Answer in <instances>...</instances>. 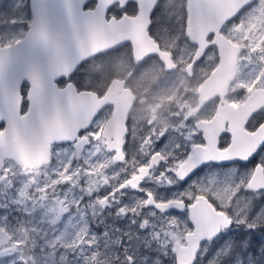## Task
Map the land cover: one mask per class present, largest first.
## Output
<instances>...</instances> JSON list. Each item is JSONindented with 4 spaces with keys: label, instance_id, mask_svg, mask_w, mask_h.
<instances>
[{
    "label": "water",
    "instance_id": "1",
    "mask_svg": "<svg viewBox=\"0 0 264 264\" xmlns=\"http://www.w3.org/2000/svg\"><path fill=\"white\" fill-rule=\"evenodd\" d=\"M111 2L112 0H101L95 10L82 14L84 0H36L35 3L29 0L32 20L25 36L0 48V118L8 123L5 131L0 132V143L3 142L2 137L10 143V148L0 145V155L3 154L21 165H26L22 163L24 161L30 168L38 166L41 160L47 162L53 143L60 144L75 139L78 130L88 126L97 112L111 103L113 111L102 130V137L108 151L115 153L113 162L118 164L124 159V124L132 103L130 90L123 88L124 81L112 80L106 95L100 99L92 92H82L76 96L77 103L65 94H74L71 87L57 89L55 84L61 78L66 79L82 61L126 43H130L135 60L156 56L164 62L167 70L174 69L169 55L162 53L145 32L153 7L144 6L145 0H138L142 7L135 17H128L123 21L110 17L101 21V14ZM155 2L156 0H150L153 6ZM251 2L252 0L246 4ZM244 5L236 4L234 0H201L198 3L189 1L187 4L186 36L196 45L187 71L190 72L210 46L217 49L218 66L200 86V105L195 112L215 96L219 99V105L210 121H200L195 125L197 131L201 132L205 145L193 148L194 159L207 158L216 165L236 163L234 158H240L239 164H246L247 158L264 145V120L253 131L245 129L254 113L264 108V89L254 90L238 106H232L225 99L235 79L240 48L228 41L220 33V28ZM210 36L212 40L207 42ZM29 62L33 64L27 66ZM22 81L30 86L26 94L30 103L24 115L19 117L15 101ZM37 89L42 90V96L36 95ZM80 121H83L82 126H78ZM225 132L230 134V141L226 148L221 149L217 145ZM84 140L86 138L82 144L85 143ZM80 146L77 150L78 157L82 152ZM202 166L204 165H200ZM186 167V163L180 165L176 174L183 172ZM142 178L143 172L139 174L137 181ZM253 182L264 185V170L260 164L255 166L247 185ZM157 206L155 205L156 208L159 207ZM170 209L174 207L170 205L165 210ZM190 209H198L202 213V223L207 226H211L217 217L223 215L216 213L204 197H198ZM185 239L186 247L182 246L176 255L187 262L195 254L197 245L208 240L195 228L185 235Z\"/></svg>",
    "mask_w": 264,
    "mask_h": 264
},
{
    "label": "rangeland",
    "instance_id": "2",
    "mask_svg": "<svg viewBox=\"0 0 264 264\" xmlns=\"http://www.w3.org/2000/svg\"><path fill=\"white\" fill-rule=\"evenodd\" d=\"M26 3H28V0H0L1 10L9 14L7 20H0V46L19 41L23 37L31 21L29 10L25 8ZM8 7H10L9 10ZM166 8L170 15L179 9L178 5L174 6L173 0H167ZM19 9L20 14L17 18L10 17V12H17ZM168 22H171V17H169ZM244 24L245 26L239 35H234V31H232V34H229L231 36L229 37L230 40L227 39L230 42H232L231 40L238 42L236 38H240L244 42V45H240L241 54L237 55L234 83L233 85L231 83L230 92H227L229 99H237L238 101L247 98L254 91H251L252 85L257 82L254 70L250 65V59L253 58L256 46L264 36V14L260 9L256 10L249 15ZM179 30L180 27L177 26V32ZM162 41L173 49L180 63L181 71L187 75L185 68L190 62L191 54L194 53V44L186 35L174 38L162 36ZM123 53L122 50L120 55H123ZM172 63L176 66L173 59ZM218 63L215 48H210L205 57L197 63V73L200 74L201 78H208L212 70H215L218 66ZM120 68L118 63L110 67L115 71ZM106 70L101 66L89 71L91 77L89 85L97 88ZM119 72L127 76L129 68ZM149 73L148 69H143L139 76L144 77L147 75L148 77ZM106 75L109 78L112 77L109 70ZM193 75L194 72L191 70V76ZM177 78L180 82L177 81ZM96 79L99 80L95 82ZM198 82L196 79L195 81H188L184 75H171L161 80L160 85L163 84V87H157L155 93L160 98L161 106L167 108L171 104L165 103L161 99H169L167 95L171 96L178 89L188 94V92L194 91V88L191 87L194 85L197 87ZM144 103L148 104L146 114L142 117L141 112L139 114L136 107L130 118L129 134L127 136L129 149L125 154V158L118 164H114L110 158L103 159L106 167L110 170L113 169V171L108 175V177H111V180L108 179V181H111L110 183L104 180L107 177L100 176L99 178V181H104L103 192L108 195L104 206L98 203L101 210L97 212V207H93L90 211L91 202H87L89 211L75 210L76 214H63L56 208L55 212L52 213L51 207L53 204L51 202L58 203V199L66 193L63 187L58 184L61 180L62 171L49 165L42 171H35L34 176L28 179V183H35L33 192L28 186L22 185L20 189H16L21 190L20 192L10 193L4 199V207L1 208L2 214L14 213L12 216L16 222L29 221V224H33L34 228L28 237L31 238L35 247L42 251L41 264H90L93 259L97 258L95 252H89L88 255L87 251L84 250L85 242L83 241L84 244H82V238H87L84 229V223L88 219L87 213L90 214L93 220H100L104 225L103 233L106 238L105 243L100 246V264H147L146 258L154 260L158 251L163 252L165 248H173L175 240L181 238V236L184 237L185 232L183 229L186 219L185 214L181 212L164 211L168 207L159 209H155L153 206L145 207V203L149 199H152L156 204L167 205L174 201L186 203L189 195H195V197L204 195L215 198L217 193H226L224 203L226 205L231 204L233 209L242 208L247 197L250 202L253 200L252 193L240 192L237 195L238 189L246 187L252 175L253 170L249 167H239L233 163L227 166L211 164L213 166L209 165L203 171L196 173L194 176L191 175L193 177L186 184L181 185L174 179V174L184 160L183 153L187 149L193 150L196 145H203V142L200 143L199 134L201 133L192 134L196 131L193 127L194 122L209 120L206 114L210 115L214 111V102H212L214 104H208L200 114L194 115L189 113L192 110V96L190 95L181 104L176 102V111L171 113L170 116L164 117L162 115L161 120L160 117L157 118L154 125L152 124L153 119L158 116L155 102L151 99H143V96H140L135 105ZM175 107H172V109ZM181 113L184 114L182 118ZM170 119L172 125L167 130L170 125L168 124L170 121L167 120ZM253 121L254 118L250 121V124ZM138 130L146 131L139 134ZM165 135L167 139L164 140L163 144H159V141ZM172 135H175L177 139L173 141ZM157 144H159L158 148ZM80 147L83 151L88 148L86 143H83ZM158 157L164 158V162L160 163L155 171L151 170L153 160ZM262 157H264V154L257 156V161L264 163ZM91 162L95 165L93 160ZM142 172L144 178L135 188L126 185L128 181L134 180ZM82 173L94 172L84 168ZM168 188L173 190L168 193ZM9 189L11 191L15 190L12 185ZM228 197H233V199H228ZM260 198L259 195L254 197L257 200ZM70 201L81 205L79 199L73 196L70 197ZM41 202H44L43 206ZM261 208L264 209V205ZM101 211L105 212L108 217L105 218V214ZM23 212H25V215ZM143 215L147 218L141 221ZM67 220L73 222V233L68 237L69 240L65 241V232L60 227L66 224ZM188 225L191 227L189 222ZM45 226L46 229H41V231L44 233L48 230L49 232L46 236H42L44 239L39 243L37 241L39 228ZM52 233H54V236L51 238ZM19 236H21V233H18ZM206 242L203 245L204 251L209 250L211 247V242ZM73 244L77 247L74 250L70 248ZM204 251L201 252L202 256ZM34 257L37 258V253L34 254ZM165 259L171 264L172 253L170 252Z\"/></svg>",
    "mask_w": 264,
    "mask_h": 264
},
{
    "label": "flooded vegetation",
    "instance_id": "3",
    "mask_svg": "<svg viewBox=\"0 0 264 264\" xmlns=\"http://www.w3.org/2000/svg\"><path fill=\"white\" fill-rule=\"evenodd\" d=\"M173 1H174V6L178 5L179 9L175 11L174 13H172V15H170V13L167 11V8H166L167 0H156L152 11L155 10V6H158L160 11L157 12L154 17H151L150 24L154 25V27L150 28V25H149L148 35L158 44L159 48L162 51L170 53L173 61L175 62L177 66V67L175 66L176 69L174 71L165 70L163 62H161L159 58L157 57L146 58L142 61L134 60L130 46L127 44H124L122 47L110 50L100 55V56L105 55L104 58H108V60H106L103 65L104 69H107V70L105 71L104 77L97 88L90 89V90L85 89V88H88L86 84H83V86L85 87L83 88L76 81H74L73 88L75 89L76 93L74 94L65 93L66 95H69L70 97H72V100H74V96L78 95L77 93L84 92V91H91L94 94H96L97 97L100 99L106 95V91L112 80L117 79L120 81H124L123 88L129 89L132 95V103L127 112L126 121L124 124L125 129H126V134L124 135L123 141H122L123 143L122 151L124 154V158H125L126 152L129 149V143H127V136L129 134L130 118L133 115L136 107L139 110V114L141 112L142 117L147 112L148 104L144 103L141 105H135L138 99H140V96H143V99H151L153 102H155L156 110L158 111V116L154 117L153 122H152L153 125L157 118L160 117V120H161L162 115H164L165 117V116H170L171 113H174L177 107L176 102H179L181 104V102L187 99L190 95L192 96V103H191L192 110L189 113H192L194 115L200 114L202 110L208 104L212 102L215 103L214 111L211 112L210 115L206 114L209 120H203V122L210 121V119L213 117L219 105V99L215 96L208 103H206L201 109L195 112V110L200 105L198 90L200 86L202 85L203 81L207 77L201 78L200 74L197 73L196 68H197L198 62H196L191 68V70H193L194 72L193 76H191V70L190 72L187 71V67L191 64L193 60V53L190 56V62L187 64L185 68L187 75L183 74V72L180 69V63L178 61L177 55L174 53L173 49L165 45L162 41V36L174 38L178 36L184 37L186 35V22L188 18L187 4L189 1L198 3L201 0H173ZM234 1L238 5H244V4L245 5L243 8H241L236 13H234V15L228 21L223 23V25L221 26L220 33L226 39H229V37H231L229 36V34H232V31H234V35H239L241 30L244 28L245 26L244 23L248 19L249 15L255 12L256 10L260 9L262 13L264 14V5H263L264 0H252V3H249V4H246V3H248V1L250 0H247V1L246 0H239V1L234 0ZM17 13L19 16L20 10H18ZM136 15L137 13L129 17H135ZM169 17H171V22H168ZM177 26L180 27L179 32H177ZM149 28H150V31H149ZM211 38L212 36L208 37L207 41H210ZM236 40L238 42H234L233 40L231 41L233 42V44L239 46L240 54H241L242 50H241L240 45H244V42H242L240 38H236ZM211 48H214V47H211ZM122 50L124 51V53L123 55H120V52ZM195 50H196V46L193 49V51ZM250 62H251L250 65L252 66L254 70L255 78L257 79V82L254 85H252L251 91L255 89L256 90L264 89V36L260 40L258 46H256V50L254 51L253 58L250 59ZM117 63L121 67L118 71L110 69L111 65H115ZM80 68L81 66L77 67V69L73 72L80 70ZM128 68H129V73L127 76H124V73L119 72V71H125ZM143 69H148L150 71L148 77L147 75H145L144 77L139 76ZM108 70L112 74V77L110 78L107 77L106 75ZM175 74L186 76V80L188 81H195L196 79V81L197 80L199 81L198 85L197 87H195V85L191 87L192 89L194 88V91L188 92V94L185 91L178 89L171 96L167 95L169 99L167 100L161 99V100L164 101L165 103H170L171 106H168L167 108H163L160 103V98L156 96L155 90L157 87H163V84L160 85L161 80L163 78H166L168 76L175 75ZM88 75L89 73L87 71L81 70L80 75L77 77L80 78L81 80V79L87 78ZM177 81L180 82L179 78H177ZM55 84L58 88H61V89L65 87L64 85H60L58 81L55 82ZM26 85L27 84L25 82L20 83L19 93L15 101V104L17 106V113L19 117H22L27 109V106H25V103L22 102V99L24 101H27L26 94L28 90V85L27 87ZM231 86L229 88H231ZM164 87L166 91V86L164 85ZM229 92H230V89H229ZM1 96L2 95L0 93V97ZM245 98L243 100L238 101L237 99L235 100H232L231 98L229 99V95H227L225 99L232 106H238L241 103H243ZM172 107H175V108L172 109ZM112 111H113V105L111 103L106 104L102 109H100L97 112V114L93 117V119L91 120L88 126L83 127V129L81 130H78L76 134V138L73 139L71 143L66 144V145L52 144L50 146V150L48 154L49 155L48 161L46 162V161L41 160V162L36 167H32V168L27 167L28 165L26 162L22 160L23 158L21 159V161H23L22 163L26 164L27 166L21 165L17 161L10 159L9 157H5L3 154L0 155V264H41L40 258L42 255V251L36 248L31 238L28 237V235L32 233V229L34 228L33 224H29V221H25L24 223L16 222L12 216L14 213L13 214L11 213L2 214L3 211L1 209L4 207V203H5L4 199L7 198L10 193L20 192L21 190H16V189H20L22 185H24L25 187L28 186L29 188H31L30 189L31 192H33L35 183L34 182L28 183V179H31L34 176L35 171H42L44 170L45 167H48V165L51 167H54L55 169H58L59 171H62V174L60 176L61 180L58 184H60V186H62L66 190V194L62 196L60 199H58L59 200L58 203L51 202V204H53L51 207L52 213L55 212L56 208L58 209V211L62 212L63 214H68V213L76 214L75 210L83 212L84 210H88L87 202H91L90 211H92L93 207H97L96 211L98 212L99 210H101L99 208L98 203H100L102 206L105 205L108 195L103 192L105 183L104 181H99V178L100 176H104V177H107V179L104 178V180L107 181V183L111 182V181H108V179L111 180V177H108V175L111 173V171H113V169L112 170L108 169L103 159L110 158L112 160L115 153L108 151L107 146H106V141L102 137V130L106 122L111 117ZM182 116H184V114L181 113V118ZM253 118H254V121L250 124V121ZM251 120L247 121L246 126H245V129L248 131H253L259 125H261V123L264 120V109H259L256 113H254V116L251 118ZM167 121H170L168 122V124L170 125L167 128V130H169L170 126L172 125L171 119ZM200 121L202 120H198L197 122H194L193 127H195V125ZM6 124H8L7 121L2 119L1 117L0 125H3V127H0V132L5 131L4 129H5ZM82 125H83V121H80L78 126H82ZM195 130L196 131L192 132V134L194 135L197 132H199L197 131L196 127H195ZM145 131L146 130L144 131L138 130L139 134H142ZM172 137H173V141L177 139L175 135H172ZM199 137H200V143L203 142V145H196V146H204L205 143L202 138V134H199ZM85 138H87L85 143L88 148H86L85 151L81 152L79 159H76L75 147ZM201 138H202V141H201ZM2 140L3 142L2 144L0 143V145H2L3 147L7 146L6 148H10L9 140L8 141L5 140L4 137H2ZM220 142H223L221 141V137L219 139V143ZM174 143L176 144V142ZM227 143L229 145V142ZM89 160L90 161L94 160L99 165V167L94 173L84 174L82 173V170L85 167H87V163ZM160 160L164 161V158L158 157L157 159H154L152 163L153 164L159 163ZM211 164L213 163H210L209 165L213 166ZM233 164L234 165L236 164L239 167H241L240 166L241 164L239 163H233ZM257 164L264 165V163H261L257 161L256 159L254 163H247V167L252 168L251 170L254 171V168ZM157 166H151V170L153 169L155 171ZM224 166H227V165H224ZM263 170H264V167H263ZM169 175L170 177L172 176L171 172L169 173ZM138 176H136L134 180L128 181L126 185H129L130 187L135 188L136 185L140 183L141 180L143 179L142 178L140 179V181H137ZM193 176H191V178ZM174 179L179 181V177L176 173L174 174ZM11 185L13 186L15 190L11 191L9 189ZM172 190L173 189L168 188L167 192L169 193ZM71 196L78 198L79 203H81V205L71 202L70 201ZM198 197H204L208 201V199L206 198L207 196L197 195L195 197V202L197 201ZM260 197H261L260 199H264V197L262 196ZM152 203H153V200L149 199L145 203V207L153 206ZM169 204H171L174 207V209L170 210L171 212H180V210H178L177 207L180 208V207H183L184 205L183 202H178V201H174ZM41 205L43 206L44 202H41ZM23 213L25 215V212ZM103 213L105 214V218H107L108 217L107 214L105 212ZM86 215L88 219L84 223V229L86 230L87 238H82V244H84L83 243L84 241L85 242L84 250L87 251L88 255H89V252L91 253L95 252V255L97 256V258L93 259V261L90 264H100L101 262V258H100L101 247L100 246L105 243V238H106V235L103 233L104 225L100 222V220H93L90 214L87 213ZM146 218L147 217L143 215L141 218V221ZM148 222H149V219H148ZM60 228L65 232V235H66L65 241H68L69 240L68 237L73 233V222H70L67 220L66 224H64ZM41 229H46V226L44 228L42 227L39 228V233L37 234V236H39L37 240L39 243L42 242V240L44 239L42 238V236H46L49 232L48 230H46V232L43 233ZM239 230L241 229L240 228L234 229V231H239ZM18 233H21V236L18 237ZM53 234L54 233H52L51 238L54 236ZM186 234L187 233H185V235ZM185 235L182 240L183 247H186ZM60 243L63 244V242L61 241ZM204 244L205 243L201 245L203 246ZM175 245L176 244L174 243L173 248ZM70 248L74 250L77 247L74 246L73 244ZM36 253H37L36 259L38 260H36L34 257V254Z\"/></svg>",
    "mask_w": 264,
    "mask_h": 264
},
{
    "label": "snow or ice",
    "instance_id": "4",
    "mask_svg": "<svg viewBox=\"0 0 264 264\" xmlns=\"http://www.w3.org/2000/svg\"><path fill=\"white\" fill-rule=\"evenodd\" d=\"M33 2L35 3L36 0H33ZM100 2L101 0H84V8L95 10L93 6H98ZM144 6L153 7L150 0H145ZM141 7L138 0H112L102 14L101 21L107 18L108 14H111V18L115 20L123 21L139 12ZM159 11V7L155 6V10L150 13L149 22L151 17H154ZM151 27H154V25L150 24ZM79 75L78 71L72 72L68 74L66 79H59L58 83L70 88ZM22 102L25 103V106L30 103V101H24L23 99ZM0 127H3V125H0ZM166 139L167 136H163L159 144H163ZM221 141L223 142L218 143L217 146L226 148L228 146L227 142L230 141V134L227 132L222 133ZM159 144H157V148ZM262 154H264V145L260 146L250 158H247V163H254L256 157ZM183 157L182 164L186 163L187 167L183 172L178 173V182L181 185L188 183L191 175L203 171L210 164L207 158L194 159L192 149H187L183 153ZM234 161L240 163V158H234ZM200 165H204V167L201 168ZM240 166L247 167V164H241ZM261 167H264V165H261ZM240 192L252 193L253 200L250 202L247 197L243 202V207L237 209H233L231 204L226 205L224 203L226 193H217L215 198L206 197L211 208L216 213L223 214L217 217L211 226L202 223V213L198 209H190V205L195 202V195H189L187 202L180 209V212L184 213L186 217L183 231L190 233L194 228L198 229L211 242L210 249L204 251L202 245H197L195 254L191 255L188 261L185 262L176 255L182 248L183 237L181 236V238L175 240V248H165L163 252L158 251L154 260L146 258L147 264H169L165 258L170 252L172 253L171 264H264V209L261 208L264 205V199H254L256 195L264 197V185L253 182L246 187H240L237 195ZM228 199H233V197H228ZM189 221H191V227L188 225ZM236 228L241 230L234 231ZM202 251H204L203 256L201 255Z\"/></svg>",
    "mask_w": 264,
    "mask_h": 264
},
{
    "label": "trees",
    "instance_id": "5",
    "mask_svg": "<svg viewBox=\"0 0 264 264\" xmlns=\"http://www.w3.org/2000/svg\"><path fill=\"white\" fill-rule=\"evenodd\" d=\"M0 6H1V5H0ZM2 7H4V6H2ZM25 8H26V10H29V8H28V3H26ZM7 9L9 10L10 7H8ZM20 9H21V8H20ZM20 9H19V10H20ZM10 13H11V14H10V17H12V18H17V17H18V13H17V12H10ZM8 17H9V14H8L7 12L1 10V7H0V20H7ZM104 56H105V55H103V56H98V57H96V58H94V59H92V60H89V61L85 62V63L83 64V66L80 68V70H78L79 74H80L81 70H84V71H87V72H88V71L93 70V69L96 68V67H101V66H103L104 63H105V61L108 60V58H104ZM76 78H77V79H76L75 81H76L81 87L85 88V87L83 86V84H86L88 88H85V89H89V90H90V88H89V86H88V83H89L90 78H91L90 75H88L87 78H85V79H81V80H80V78H78V77H76ZM98 80H99V79H96L95 82H97Z\"/></svg>",
    "mask_w": 264,
    "mask_h": 264
}]
</instances>
